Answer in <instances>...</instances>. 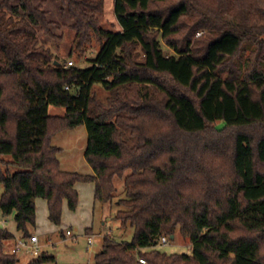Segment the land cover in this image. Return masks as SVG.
Masks as SVG:
<instances>
[{"label":"trees","instance_id":"1","mask_svg":"<svg viewBox=\"0 0 264 264\" xmlns=\"http://www.w3.org/2000/svg\"><path fill=\"white\" fill-rule=\"evenodd\" d=\"M59 2L68 59L88 66L42 41L61 39L45 0H0V212L31 237L36 199L61 226L77 183L112 204L121 178L115 218L134 236L106 235L94 264H264V0H115L118 29L104 26L106 0ZM82 124L93 174L62 170L53 144ZM177 234L192 254L159 249ZM14 238L0 228V264H22Z\"/></svg>","mask_w":264,"mask_h":264},{"label":"rangeland","instance_id":"2","mask_svg":"<svg viewBox=\"0 0 264 264\" xmlns=\"http://www.w3.org/2000/svg\"><path fill=\"white\" fill-rule=\"evenodd\" d=\"M41 1L43 0H35L36 5L40 4ZM45 1L46 4L44 8L50 12L49 18L52 22H54L53 31L57 36H61V39H49L40 34L41 39L48 46L52 47L60 58L63 60L68 59L71 45L75 38V33L69 28L72 22L67 12L62 10L59 0ZM102 19L106 28H119L115 16V0H106L105 13L103 14ZM163 47L168 54L173 53V51L166 45H163ZM95 55V52H90L86 57H94ZM85 59L80 63L76 62L74 58L68 60L73 61L75 63L74 65L85 67L89 65ZM68 66L70 65L68 64ZM49 112L52 115H64L66 110L63 107L51 106ZM53 144L62 149L59 153L62 170L78 172L81 174L94 173L92 167L86 159L88 130L85 124L79 125L73 129L59 132L54 136ZM115 184L118 191L115 194L113 203H97L98 205L93 217L94 223H92V229L95 233L96 240V244L94 246H90L88 244L87 235L82 236L80 234L79 227H63L60 232L66 235L67 231L71 230L73 236L68 237L66 240H62L61 242H59V240H61L59 237L60 235L54 236L52 232L40 236L42 241L41 243L45 244L43 251L53 254L57 258V264H87V259L90 256V253L92 252L94 255L97 253V251L101 248L106 235H110L114 240L119 242H127L133 239L134 228L132 226L123 227L121 222L115 218L118 199L125 197V180L116 178ZM0 228L7 229L13 233L18 232L15 216L11 215L5 217L0 212ZM159 249L167 253H193V248L189 239L180 234H177L175 238H168V243L160 245ZM20 258L28 260L30 255L22 253Z\"/></svg>","mask_w":264,"mask_h":264},{"label":"crops","instance_id":"3","mask_svg":"<svg viewBox=\"0 0 264 264\" xmlns=\"http://www.w3.org/2000/svg\"><path fill=\"white\" fill-rule=\"evenodd\" d=\"M76 189L78 190L79 196H80L78 208L76 211H71L68 208V202L67 201L64 202L63 221H62L61 226L54 225L49 220V210H48L47 200H45L43 198L36 199L37 225L33 229L32 235L39 236L42 251L44 250L45 244L41 243L42 241H41L40 236L43 234H48V233L52 232L54 234V236L60 235L59 237L61 240H59V242H61L62 240H66L68 237L73 236V233L71 230H68L66 235L64 233L60 232L61 229L63 227H66V226L79 227L80 228V234L82 236H86V235L88 236V244L90 246H94L96 244L95 233L92 229V223H94L93 217L95 215V210H96V207L98 205L97 204L98 202L95 199L96 185L94 182L77 183ZM88 230H89V232H87ZM69 231L71 232V235H68ZM13 234L15 235V238L13 240L6 242L7 250H10L15 245L16 240L22 237V234L20 232H16V233L14 232ZM90 237L94 238L92 244L89 243ZM102 248H103V243L101 245V248L97 251V253H99L102 250ZM21 254H19V255H21ZM24 254H26V253H24ZM27 255H29V254H27ZM95 255L92 252L90 253V256L87 259V264H94ZM31 257L32 256H30V258H28V260L20 258V262L26 264L29 262ZM82 264H86V263H82Z\"/></svg>","mask_w":264,"mask_h":264},{"label":"built area","instance_id":"4","mask_svg":"<svg viewBox=\"0 0 264 264\" xmlns=\"http://www.w3.org/2000/svg\"><path fill=\"white\" fill-rule=\"evenodd\" d=\"M69 65L72 66L74 65L73 61L69 62ZM67 90H70V87H66ZM68 235H71V232H68ZM93 237L89 238V243H93ZM168 243V238L163 237L162 239V244H167ZM10 252L12 254H21V253H26L29 254L32 257H37L42 253L41 250V245H40V240L39 236L37 235H32L31 237H21L16 240L15 245L10 249ZM140 262L143 264H147V261L143 258H140Z\"/></svg>","mask_w":264,"mask_h":264},{"label":"water","instance_id":"5","mask_svg":"<svg viewBox=\"0 0 264 264\" xmlns=\"http://www.w3.org/2000/svg\"><path fill=\"white\" fill-rule=\"evenodd\" d=\"M57 64H58V62H56ZM173 238H174V236H173Z\"/></svg>","mask_w":264,"mask_h":264}]
</instances>
